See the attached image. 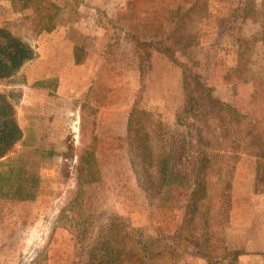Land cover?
I'll list each match as a JSON object with an SVG mask.
<instances>
[{"label":"rangeland","instance_id":"374dc122","mask_svg":"<svg viewBox=\"0 0 264 264\" xmlns=\"http://www.w3.org/2000/svg\"><path fill=\"white\" fill-rule=\"evenodd\" d=\"M0 24L40 56L0 81L17 124L26 79L39 73L55 96L64 72L61 92L83 100L81 129L68 114L74 100L56 99L60 129L50 119L33 129L28 112L18 124L0 264H87L114 232L110 244L128 250L114 264L264 250V0H0ZM119 106L127 123L110 129L105 111ZM22 178L31 191L14 190ZM197 179L205 188L187 216Z\"/></svg>","mask_w":264,"mask_h":264},{"label":"trees","instance_id":"16d2710c","mask_svg":"<svg viewBox=\"0 0 264 264\" xmlns=\"http://www.w3.org/2000/svg\"><path fill=\"white\" fill-rule=\"evenodd\" d=\"M48 23V25H45L44 27L42 26L40 28H38L39 22L36 23L35 27L37 32H39L40 29H52L53 23H51V19H49ZM35 56L36 53L34 47L31 43H29L28 40L24 39L18 34H15L13 31L7 28V26L0 24V81H9L26 61L34 58ZM21 137L22 131L16 122L15 105L10 99V93L6 91H0V194H3V192H1V188L6 187V184H4L3 180H6L8 176L10 177L13 175L12 170L14 168L10 167L9 163L11 162L12 157L8 156V154L14 149L15 144L21 139ZM164 166L165 164H163V167ZM197 178L200 177L197 176ZM22 180H24L25 183H18L14 187V190L27 192V188L31 191L33 185L30 184L29 179L22 178ZM190 186L192 188L185 205L187 211L185 215L187 216H189L187 213L191 203L195 202L198 197L195 195L197 194L196 192L205 188L204 182H202L200 179L195 180V182L192 184L190 183ZM113 234L115 235L111 237H102L99 239L98 242H100V244L98 245L97 252L93 253L92 261L89 260L87 264H114L113 262L120 261L121 259L123 260V255H127L128 250L125 249V247L119 248L110 244L111 241H116L117 235H119L118 232H114ZM138 242H140V245L138 247L136 246L138 248V252L136 253L142 257L145 254L144 250L148 240L144 241L143 239H140ZM165 247L166 249L162 253L163 256H173L172 249L170 250V247ZM173 250H176V248L174 247ZM202 253L203 255L206 254L204 252ZM239 253L240 251L238 250L226 249L223 251V255L216 259L207 257L206 262L207 264H214L227 261L228 263L233 264Z\"/></svg>","mask_w":264,"mask_h":264},{"label":"crops","instance_id":"0c3cea01","mask_svg":"<svg viewBox=\"0 0 264 264\" xmlns=\"http://www.w3.org/2000/svg\"><path fill=\"white\" fill-rule=\"evenodd\" d=\"M39 52V51H38ZM40 53V52H39ZM37 56V58H36ZM36 56L33 58L32 63L37 62L40 59V56H38L36 54ZM63 67V71H65L68 67L69 64L64 63L60 65V69ZM83 65H77L76 68H82ZM51 76V75H50ZM90 75H87L86 77H89ZM49 75L46 72L43 73H39V75L34 76V77H28V79H26L28 88L23 89V90H28V93L26 94L25 91V97H23L21 99V102L19 105H17V120H18V124L21 127L22 131L23 129H25V126L23 124V116L25 114V112L28 113H34L33 116V129H38L36 125V120L40 119L43 121H48L50 119L51 121V128L50 129H60V124H56L52 122V119L54 120V117H59V113H60V104L56 101L57 100H64V101H68V102H74L76 103L75 105V109L71 110L69 109L68 114L73 115L74 117V125L72 126L73 129H81L80 128V121L82 119V102L83 100L79 98V96L77 97H68L66 98V94H63L61 92L60 89V85L62 84V81H64L65 79V74L63 73H59L58 77H57V81H58V86L56 88V93L55 96H50V91H53V89L48 87V83H47V79H48ZM57 94V95H56ZM27 98V99H26ZM55 99V100H54ZM124 101V100H122ZM24 102L26 103V105H24ZM129 100L127 101V103L125 102L122 105H128ZM126 105V106H127ZM126 106H119L116 108H109L106 109V113L104 116H106L108 114V116H106V120L107 122H111V124L109 123L108 127H111L110 129H124L125 124L127 123L125 118H122L121 116H117L116 112H121V110H124L126 108ZM46 111V112H45ZM50 111V113L48 112ZM46 113V114H45ZM76 118V120H75ZM79 124V128L76 127V125ZM91 129H97V127H92ZM53 132V131H52ZM53 135H55V133L53 132ZM56 137V135H55ZM51 140H55V138L51 137ZM249 251H254L255 253L257 252L258 254H244L245 251L240 252L236 258V260L234 261L235 264H264V250H257V249H250ZM251 256V257H249ZM250 258V259H248ZM218 264H230L227 261H222L219 262Z\"/></svg>","mask_w":264,"mask_h":264}]
</instances>
